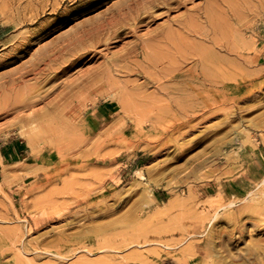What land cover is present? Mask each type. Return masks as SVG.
I'll list each match as a JSON object with an SVG mask.
<instances>
[{"label":"rangeland","instance_id":"obj_1","mask_svg":"<svg viewBox=\"0 0 264 264\" xmlns=\"http://www.w3.org/2000/svg\"><path fill=\"white\" fill-rule=\"evenodd\" d=\"M39 1L33 0L42 8ZM126 1L63 0L68 14L62 19L46 7L40 22L54 20L60 27L34 45L18 64L1 69L0 75L30 63L42 47L80 26L109 17ZM262 1H247L241 16L230 21L233 30L225 39L229 48L204 43L215 56L209 77L223 71L235 74V70L245 76L242 88L231 99H208L212 112L160 111L158 100L167 106L168 93L178 83L163 79L169 91L160 90L156 82H148L137 72L111 71L98 83L104 87L97 95L88 97L90 102L84 98V128L66 137L63 147L48 143L58 132H37L41 139L32 146L23 134L31 127L24 119H30L32 110L43 111L65 83L82 72L103 71L114 57H122L129 42L167 30L172 20L204 0L174 8L150 27H140L137 34L126 29L123 38L101 43L95 60L42 83L47 98L34 109L0 110V264H264ZM13 27L0 20V43L37 28L26 26L14 33ZM205 46L194 49L207 51ZM219 56L224 62H219ZM185 62L178 59L176 64L184 69L198 65V73L206 68L198 57ZM34 80L30 75L24 82ZM114 81L116 86L124 85L115 87ZM235 83L228 81L232 91ZM121 90L129 96L125 98ZM133 91L141 96L137 92L138 99L131 100ZM188 94L180 99L178 94L172 96L180 107L205 103ZM3 96L2 107L7 101Z\"/></svg>","mask_w":264,"mask_h":264},{"label":"bare ground","instance_id":"obj_2","mask_svg":"<svg viewBox=\"0 0 264 264\" xmlns=\"http://www.w3.org/2000/svg\"><path fill=\"white\" fill-rule=\"evenodd\" d=\"M247 1L249 0H204L203 4L192 6V8L187 9L186 13L172 20L173 23L169 27L167 26V30L156 31L148 37L145 36L147 38L142 36L137 37V41L134 43L129 42L127 49H124L125 52H119L121 54L119 55L122 57H114L112 64L107 66L106 69L103 68V71L100 70L101 72L95 75L82 72L80 75L74 77L71 82L65 83L55 99L45 104L43 111L32 110L37 102H41L47 98V94L44 95V91L41 90L40 86L42 83L51 82L60 76L67 75L71 69L80 67L83 62L88 63L95 60L101 54V51L96 49L101 43L107 44L114 38H123L122 32L126 29H130L131 32L137 34L140 27L149 26L155 19L160 18L161 15H168L174 8L185 7L187 4L195 2V0H128L119 5V7L115 6L117 9L113 12L111 11L112 13L109 14V17L101 21L99 20L100 22L92 21L89 23L90 25L80 26L72 34L58 38L42 47L30 63L21 64L1 74L0 95H4L3 98L7 99V101L3 107L0 106V110L12 109L20 113L32 110L33 113L30 119H24L27 125H31L28 131L23 132L27 143L32 146L38 142L41 139L37 135L39 131L48 135L58 132L59 135H55V138H52L48 143L61 148L65 143L66 137L76 134L84 128L82 114H84L83 108H86L83 107L87 103L84 102L85 99L87 98L89 101L88 97L96 94L100 90L99 88L104 87V85L98 86V83L104 82L106 73L111 75L109 73L111 71H122L128 75H131V72H137L146 78L148 82H156L160 90L165 89L169 91V85L166 88L163 79L178 83L179 87L168 93L171 101L167 106L161 104L162 99L158 100L160 106H157L160 108V111L166 112L167 110L165 111L164 109H168L169 112L182 114L200 110L212 112L213 108L208 99L211 100L214 97H218L221 102L231 99L232 95H235L242 88L245 76L239 74L236 70L235 74L222 70L223 72L215 77H209L207 72L211 69L212 59L215 56L208 52H211L210 46H205L204 43L207 44L209 42L212 45L211 47H219V49L221 47L225 50L228 47L225 43L226 34L233 30L230 21L238 19V15L241 16L242 9L246 10L245 5ZM39 2H42L40 4H43L42 8L35 6L33 0H0V20L4 21L7 25H13L14 30L12 32H18L26 26L36 25L37 27L11 35L8 40L0 43V52L4 50L1 56L2 59L0 60V70L18 64L23 57L30 53L34 45L46 39L60 27L61 23L58 24L54 20L46 21L45 23L40 22L41 18L39 15L45 13L44 9L46 7H50L54 14L59 15L60 19L65 18L66 14H68L67 8L63 9L62 7L63 0H40ZM262 6L264 7V3L263 5L261 4ZM77 8L78 6H75L74 10H77ZM159 12L160 14H156ZM239 18L241 19V17ZM216 35L218 36L216 37ZM158 36L161 38L157 39ZM193 37L199 39V41H195ZM199 45L200 47L205 46L207 51H196L194 48ZM194 57H198L199 62L201 61V64L204 63L207 69L201 67V73H198V65L184 69L178 63L176 64L178 59L184 63L189 58ZM219 58V62H224L221 56ZM123 62L124 64H122ZM30 75L33 76L35 82L26 84L24 80ZM109 75V78L112 77ZM116 81L118 83V77ZM228 81L236 82L235 91L231 90L234 87L231 88ZM133 82L135 81L133 80ZM148 82L143 83L138 88L142 89ZM115 84L114 81L112 85ZM122 85L118 84L117 86L122 87ZM117 86L115 85V87ZM111 87L114 88L113 86ZM127 87L126 89H128ZM137 92L133 91L135 97L130 95V98H132L131 96L134 97L131 100L137 98ZM141 93H139L138 97L141 96ZM188 93L193 94L192 97L196 96L205 99V103L199 102L197 105L180 107V101L172 96V94H178V98L180 99L182 95H189ZM123 94L127 98L128 94H125V92ZM123 94L121 93L120 95L124 96ZM114 95L112 96L115 97ZM12 99L14 100L12 101ZM90 99L92 98L90 97ZM142 101L144 102V100ZM135 102L133 101V103Z\"/></svg>","mask_w":264,"mask_h":264}]
</instances>
